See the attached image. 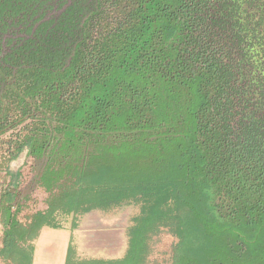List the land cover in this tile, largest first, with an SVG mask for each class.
<instances>
[{
  "label": "trees",
  "instance_id": "obj_1",
  "mask_svg": "<svg viewBox=\"0 0 264 264\" xmlns=\"http://www.w3.org/2000/svg\"><path fill=\"white\" fill-rule=\"evenodd\" d=\"M0 147V167L46 159L49 195L22 223L0 192L6 261L134 204L121 264H146L162 226L183 264H264V0H0Z\"/></svg>",
  "mask_w": 264,
  "mask_h": 264
},
{
  "label": "rangeland",
  "instance_id": "obj_2",
  "mask_svg": "<svg viewBox=\"0 0 264 264\" xmlns=\"http://www.w3.org/2000/svg\"><path fill=\"white\" fill-rule=\"evenodd\" d=\"M64 4L62 7L57 5L52 11L43 17V19H49L52 15L59 14L61 10L65 7ZM21 35V34H20ZM11 38L10 34H4V39L7 41ZM5 52V51H4ZM32 120L28 119L23 125L31 123ZM12 131H8L4 134L1 139L2 141L9 140ZM1 152V147H0ZM1 160V157H0ZM44 158L37 159L33 156L27 155V150H25L16 160L10 162L9 166L0 167V192L3 190H11L16 193V198L14 201V210L19 207L18 219L22 223H27L30 217L37 211L45 210L47 208V199L48 193L39 186L38 178L40 172L45 163ZM6 168H9L12 171L20 170L21 179L18 184L11 186V178L6 175ZM134 207V208H133ZM129 206L126 204L119 209L103 212L100 210L92 211L86 214L83 217L79 218V224L81 227L78 229H72V217L68 216L62 221L63 227H58L51 230L42 229V235H40V241L34 240L26 245V248L34 246V242L39 241L38 243L47 242L53 238L55 242H60L63 239V235L67 236L71 231L73 232L71 238V256L73 257L75 252L81 258H90V257H102L104 254H109V251H106L105 246L110 248H117V246L125 247L126 239L124 235L118 237L113 235H107L108 230L110 232L113 229L120 228V226L127 225V217L131 214H136L138 208L136 206ZM3 213L0 210V249L3 246V237H4V225H3ZM123 223V225H120ZM53 228V227H51ZM60 237H57V233H61ZM41 232V231H40ZM50 232L49 237L45 233ZM44 233V234H43ZM106 233V235H105ZM39 237V236H38ZM56 237L58 238L56 240ZM152 251L150 255L149 264H182V260L187 261L190 250L180 249L178 245V239L174 237L170 232L164 231L156 235L152 242ZM45 251L44 247L41 249V256L38 258V264H51L53 259L49 256L42 255V252ZM64 245L60 248V256L56 264H62L64 261ZM54 253V252H53ZM56 259V256H54ZM33 259V255H32ZM22 263L26 260L21 259ZM44 261V262H43ZM180 261V262H179ZM32 262V260H31ZM0 264H13L12 260L6 261L0 255ZM185 264H188L186 262Z\"/></svg>",
  "mask_w": 264,
  "mask_h": 264
},
{
  "label": "crops",
  "instance_id": "obj_3",
  "mask_svg": "<svg viewBox=\"0 0 264 264\" xmlns=\"http://www.w3.org/2000/svg\"><path fill=\"white\" fill-rule=\"evenodd\" d=\"M42 229H47V230H51V229H55L54 227L51 228V227H43ZM124 232H122V230H120L119 228H116V229H113L112 232H110L108 230V234L107 235H113V236H117L118 239H120L119 237L121 235H124L123 234ZM44 234V233H43ZM49 234L50 232H47L45 233V235H47V237H49ZM62 234V231L61 233H57V237H60V235ZM40 235H42V230L39 234V237L37 238V240L40 241ZM63 236V239L60 240V242H55V240L53 238H50L51 240H47V242H44L43 243H38L39 241H35L34 243V251H33V259H32V262L31 264H38V258L41 256V249L42 247H44L45 251L42 252V255L45 254V256H49V258L53 259L51 261V264H56L58 262V259H59V256H60V248L61 246L64 245V251H63V254H64V261L62 264H67V257H68V253H69V249L71 247V238H72V235H73V232L71 231V233H69L67 236H65V234H62ZM106 235V233H105ZM56 237V240L58 239ZM106 251H109V254H104L102 255V257H90L91 259H100V260H107V262H109V264H121L119 263L120 262V259L123 258V255L124 253L122 252V250L124 249L123 246H117V248L113 247V248H110L109 246H105L104 248ZM54 252V253H53ZM56 256V259L55 257ZM83 260H87L86 258H81L79 257L76 252L73 256V259L72 261H70V264H81V262ZM44 262V261H43ZM150 261H148L146 264H149ZM44 264V263H43ZM50 264V263H49Z\"/></svg>",
  "mask_w": 264,
  "mask_h": 264
},
{
  "label": "flooded vegetation",
  "instance_id": "obj_4",
  "mask_svg": "<svg viewBox=\"0 0 264 264\" xmlns=\"http://www.w3.org/2000/svg\"><path fill=\"white\" fill-rule=\"evenodd\" d=\"M129 206H135L134 204H129ZM134 208V207H133ZM95 210H97V209H92V210H89V211H87V212H84L80 217H83V216H85L86 214H88V213H90V212H92V211H95ZM101 211V210H100ZM111 211V210H110ZM136 214H134V215H130V216H128L127 217V225L126 226H120V230H122V232H124L123 234H124V236H125V239H126V244H125V247H124V249L122 250V252L124 253V255H125V253H126V250H127V247H128V239H127V230H128V228L130 227V225H131V221H132V219H133V217L135 216ZM79 217V218H80ZM120 225H123V223H121ZM79 227H81V225L79 224V219H78V225L74 228V229H78ZM164 231H168V232H170V230H169V228L168 227H164V226H162L161 228H160V232L159 233H161V232H164ZM158 233V234H159ZM171 233V232H170ZM158 234H156V235H158ZM172 234V233H171ZM156 235H152L151 237H150V240H149V247H150V249H151V251H152V245H151V242H152V240H153V238L156 236ZM173 235V234H172ZM174 237H176L175 235H173ZM177 239H178V245L180 246V249H182V245H181V243H179V238L178 237H176ZM123 255V256H124ZM150 255H151V253H150ZM87 260H90L91 258H86ZM151 260V258H150V256L148 257V261H150ZM185 259H183L182 260V264H183V262H185L184 261ZM180 262V261H179Z\"/></svg>",
  "mask_w": 264,
  "mask_h": 264
}]
</instances>
